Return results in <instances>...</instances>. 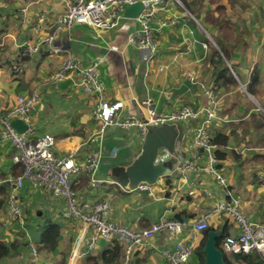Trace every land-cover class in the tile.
Here are the masks:
<instances>
[{
	"label": "crops",
	"instance_id": "obj_1",
	"mask_svg": "<svg viewBox=\"0 0 264 264\" xmlns=\"http://www.w3.org/2000/svg\"><path fill=\"white\" fill-rule=\"evenodd\" d=\"M162 1L165 6L156 14V20L166 25L158 27L155 19L151 24L159 29L156 32L158 53L155 66H151L146 77L145 73L150 68L142 53L126 42L127 34L137 29L135 22L124 19L112 30L75 26L69 32L59 33L49 46L44 39L73 0H0V114L11 108L18 96L35 91L39 99L30 116L32 136L51 135L56 142L54 154H75L78 163L87 154L99 150L103 155L96 176L112 180L111 173L115 167L128 166L141 152L145 134L137 128L111 127L103 135L99 146L95 139L98 126L91 115L96 100L82 93L74 73L65 78L72 81L67 91L53 88V77L61 70L68 56L78 60L82 66L96 64L105 85L107 100L110 103L123 102L124 118L133 115L143 119L142 102L146 98L151 100L157 114L177 111L184 106L200 114L195 119L174 125L178 129L176 153L173 156L176 164L169 177L160 179L153 186L141 183L148 185L149 189L137 187L134 190L110 182L95 188L88 185L84 188L79 179L74 191L79 204L107 201L111 208L108 219L136 230L145 229L162 217L190 224L217 204L229 203L233 198L238 200V209L241 208L244 217L248 218L247 214H250L254 221H261L264 219V52L259 57L257 53L245 50L255 46L251 41L256 35L250 39L242 36L243 31H254L252 26L248 30V22L234 35L236 29L222 21L225 19H218V22L222 21L220 25L212 24V19H203L198 9V19L190 13L191 19L189 16L182 19L178 2H173L177 10L172 11L169 0ZM214 1V7L234 6L232 0ZM187 2L192 4L194 0ZM199 2L201 6L202 0ZM260 3L258 1L259 7ZM224 28L229 31L235 29V38L231 39L230 35L220 43L218 41L226 36H220V30ZM263 35H260L261 43L256 46L258 50L264 49ZM239 38L243 39L240 45ZM36 44L37 52L26 56L18 72H15L13 65L22 60L21 46ZM203 44H207V47ZM220 45L230 55L229 60L224 59L228 70L225 76L220 75L223 68L214 66L209 60L212 50L219 52ZM54 48L59 51L51 52ZM158 65L166 69L157 72ZM254 74L256 80L253 83ZM248 88L251 90L248 91ZM206 91H214L217 102L216 119L210 121L208 133L211 137L217 133L227 136L225 146L213 148L214 155L216 149L222 153L220 159L216 158L214 170L224 177V185L217 183L214 175L204 171L205 153L194 145L192 139L193 130L205 119L203 109L208 103L204 95ZM13 152L10 145L0 146V199H5L7 195V188L2 182L19 169L11 163ZM181 163H191L192 167L180 171L178 166ZM103 185L109 186L102 190L110 194L98 191ZM20 197L25 207L21 221L9 222L5 212L0 214V243L9 245L18 227H23L24 243L18 246L13 244L11 255L2 259L0 264H103L99 257L111 244L103 239L96 241L92 251H86L82 244V251H86V254L69 262L73 243L84 225L63 216L67 212L65 201L49 196L29 183L25 184ZM62 206L64 211H60ZM26 222L58 225L60 238L55 248L47 252L40 250V244L36 241L38 236L35 239L30 237ZM208 229L219 230L220 235L225 229L226 237L238 227L223 213H216ZM92 233V229L88 228L85 235L91 236ZM191 235L190 228L185 229L181 237L157 235L152 239L150 248L135 250L131 264H168L163 251L170 249L180 238L189 240ZM203 235L204 231L196 236L199 245ZM30 244L37 249V257L32 255ZM195 251L187 264L199 263V253Z\"/></svg>",
	"mask_w": 264,
	"mask_h": 264
},
{
	"label": "built area",
	"instance_id": "obj_2",
	"mask_svg": "<svg viewBox=\"0 0 264 264\" xmlns=\"http://www.w3.org/2000/svg\"><path fill=\"white\" fill-rule=\"evenodd\" d=\"M138 2L142 5L138 16L133 20L126 19L135 22L137 29L127 34L126 42L128 45L135 46L142 53L147 67L150 68L145 73L147 77L158 53L156 32L159 29L153 28L151 24L154 19L156 20V14L165 6L162 0H73L54 22L53 30L44 39V42L50 46L54 37L59 33L69 32L79 25L98 30H112L118 26L120 21L124 20L125 8ZM156 21L158 27L166 25L163 21ZM203 46L207 47V44H203ZM21 47H23L20 51L22 60H18L13 65L15 72H18L19 65L26 56L37 52V44ZM58 51L59 49L54 48L51 52ZM165 69V66L158 65L156 71L162 72ZM72 73L76 76V84L81 88L82 93L96 100L91 115L98 126L95 139L99 142V146H101L103 135L111 127L137 128L145 134L150 127L174 126L179 122L195 119L200 114L199 111L187 106L181 107L177 111L157 114L152 107L151 100L146 98L142 102L143 119H138L133 115L124 118L122 115L123 102L110 103L107 100L105 85L96 64L82 66L78 60L68 56L61 70L53 77V81L63 80ZM214 93V91H206L204 94L208 98V103L203 109L205 119L193 130L192 139L194 145L200 147L205 153L204 171L214 175L217 183L224 185V177L216 174L214 170L216 157L213 153L214 146L210 144L211 136L207 130L210 121L216 119L215 105L217 102ZM38 99L39 95L35 91L29 95L18 96L12 107L0 114V146L7 144L12 147L14 152L11 163L21 169L19 174H9L2 182L7 188L5 198L7 221H21L25 207L20 194L25 184L29 183L45 194L65 201L67 212H64L63 216L66 219L83 223L84 226L76 237L69 254V262L83 257L86 251H92L96 241L103 239L108 243L116 241L123 246L124 254L121 264H131L135 250L144 247L150 248L152 239L157 235L167 234L181 237L184 230L190 228L192 235L189 240L184 241L180 238L170 249L164 250L162 253L168 264H187L194 255L198 243L196 236L208 229L209 222L216 213H223L238 227L237 230L234 229L221 240L220 250L223 254L257 252L264 256V222L244 217L238 209V200L235 198L231 199L229 203L217 204L211 211L204 213L190 224L162 217L158 222L141 230L111 222L108 219L111 208L107 201H99L92 205L79 204L72 191V184H76L82 176H88V186L91 188L98 187L103 183H114L112 180L100 179L96 176L103 153L99 150L94 151L87 154L85 159L78 163L75 154L63 156L54 154L53 148L56 142L51 135L44 134L33 137L30 116L36 109ZM13 119H18L27 126L23 133H18L11 127L10 123ZM166 154L164 150L160 152L156 156L155 162H160ZM191 167V163H181L178 169L183 171ZM138 187L150 188L146 184H140ZM88 228L92 229L91 236L85 235ZM82 244L87 249H85L86 251H82ZM30 248L32 255L37 257V249L32 244H30Z\"/></svg>",
	"mask_w": 264,
	"mask_h": 264
},
{
	"label": "water",
	"instance_id": "obj_3",
	"mask_svg": "<svg viewBox=\"0 0 264 264\" xmlns=\"http://www.w3.org/2000/svg\"><path fill=\"white\" fill-rule=\"evenodd\" d=\"M179 4L181 2L177 0ZM182 5V4H181ZM185 9V8H184ZM142 5L134 3L125 8L124 19H135ZM186 10V9H185ZM72 85L70 79L55 81L53 88L64 92ZM18 133H23L27 126L18 119H13L10 123ZM178 138V129L172 125L161 127H150L144 135V143L141 152L126 167H115L112 170V181L123 188L130 190L136 189L141 183L155 185L160 179H166L174 171L176 159H173L176 153V140ZM163 150L167 153L160 162L156 163L155 158ZM220 231L210 230L206 233V240L203 245L205 264H224V257L221 250L216 246V238Z\"/></svg>",
	"mask_w": 264,
	"mask_h": 264
},
{
	"label": "trees",
	"instance_id": "obj_4",
	"mask_svg": "<svg viewBox=\"0 0 264 264\" xmlns=\"http://www.w3.org/2000/svg\"><path fill=\"white\" fill-rule=\"evenodd\" d=\"M180 2L184 5L185 9L190 13L192 16H194L196 19H198V15L196 14L197 9H200V2L199 0H194V10L192 9L191 6H189L186 0H180ZM230 55L229 52L223 48V46L220 45L219 47V52L216 50H212L211 55H209V60L211 61V64L214 66H219L221 70L220 75H224L228 70L225 68V62L224 59L227 61L229 60ZM229 77L231 78V74H228ZM225 76V75H224ZM253 83L256 80L255 74L252 76ZM251 90L248 88V91ZM210 144L213 145L214 147H223L227 144V136L224 135L223 133H217L213 137L210 138ZM220 154L219 150L216 149L215 155L216 158L220 159ZM21 172V169H18V172H14L16 175ZM80 184L82 187H87L88 185V178L86 177H81L80 178ZM78 186L75 184L72 186V191H75V188ZM5 199L1 198L0 199V214H3L2 212H6L5 210ZM16 221V220H14ZM12 221V222H14ZM34 222V221H33ZM33 222H26V225L28 226L30 230V237L32 239H35V236H38V239L36 240L40 246V250H44V252L50 251L55 248L56 244L58 243V240L60 238V233L58 231V225L50 224L48 223H43L41 224H32ZM23 227L21 229L17 230V234H12L13 240L9 245H4L0 243V261L4 259L6 256L11 255L12 252V245L15 244L18 246L22 245L21 243H24V232H23ZM226 229V228H225ZM223 229L222 234L219 235L216 238V246L220 249V242L221 239L224 238V231ZM211 229H207L204 231L203 239L201 241V244L198 246L197 253H199V263L198 264H204V253H203V243L206 240V233L210 231ZM14 237L16 238L14 240ZM21 241V242H20ZM20 242V243H19ZM196 252V251H195ZM224 257V264H264V256L257 253V252H252L249 254H230L226 255L223 254ZM101 262L103 264H121L122 259H123V246L119 245L116 241H113L110 244V247L106 249L101 256L99 257Z\"/></svg>",
	"mask_w": 264,
	"mask_h": 264
},
{
	"label": "rangeland",
	"instance_id": "obj_5",
	"mask_svg": "<svg viewBox=\"0 0 264 264\" xmlns=\"http://www.w3.org/2000/svg\"><path fill=\"white\" fill-rule=\"evenodd\" d=\"M232 1H233V4H234L233 7H214L215 4H216V2L214 0H202V5L200 6L199 13H200V15L202 16L203 19H205V18L206 19H210V20L212 19L211 20L212 24H219L220 25V24H222V21H225V22H228L229 24H231L232 27L236 29L235 33H234L235 29H232V28H231L230 31L228 29H225V28L221 29L220 30V36L221 35H226V36H224L223 38H221L218 41L220 43L224 39L226 40V37L229 38L230 35L232 36L231 39H234L235 38L234 35H237V30H240L239 28H244V24L246 22H248V30L252 26L254 31H252V33H249V32H245V31L242 30L243 31L242 36L250 39L251 37H254L256 35L255 38H253L252 41H251V43H253V42L255 43V46L254 47H250V48H245V50H248L249 53L250 52L253 53V54L257 53V55H259V57H260L262 52H264V49L263 50H258V48L256 46L261 43L260 35H263V33H264V0H232ZM258 1L259 2L261 1L260 7L258 5ZM173 2L176 3L174 0H169L168 1L169 6L173 7V8L172 7L169 8L172 11L174 9L177 10L176 8H174ZM181 4H178V7H177L178 8V12L181 15L182 19H186V17L189 16V13H187L185 11V9H183L184 5L182 4L183 5L182 6ZM187 4L189 6H191L192 9L194 10V5H196L194 2L192 4H190L188 2ZM175 14H177V13H175ZM189 19H191L190 16H189ZM218 19H225V20H222V21L218 22ZM198 29H199V31L202 32V28L200 26L198 27ZM212 32H213V30H212ZM233 33H234V35H233ZM239 39H240L239 40L240 41L239 45H240L241 41H243V39L242 38H239ZM231 41H233V40H231ZM245 42L248 43V41H245ZM211 44L213 45V42H211ZM263 48H264V46H263ZM243 50L244 49H242L241 51H243ZM246 53H248V52H246ZM152 66L154 67L155 63H152ZM150 186H153V185H150ZM105 187H109V186L103 185L100 188H98V191L99 192L100 191L104 192V190H102V189L105 188ZM104 193L105 194H110L108 192H104ZM64 210H65V208H64V206H62V208H60V211H64ZM239 210H241V208ZM247 217L249 219H252V217H250V214H247ZM259 222H264V219H261V221H259ZM198 245H199V242H198V244L196 246V249H197Z\"/></svg>",
	"mask_w": 264,
	"mask_h": 264
}]
</instances>
